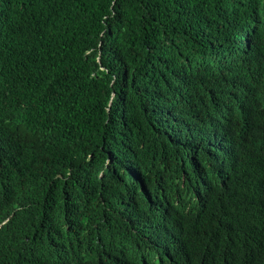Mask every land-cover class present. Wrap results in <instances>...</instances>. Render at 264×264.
Here are the masks:
<instances>
[{
	"label": "trees",
	"instance_id": "1",
	"mask_svg": "<svg viewBox=\"0 0 264 264\" xmlns=\"http://www.w3.org/2000/svg\"><path fill=\"white\" fill-rule=\"evenodd\" d=\"M24 198L13 264H155L163 218L164 264H264V0H0V221Z\"/></svg>",
	"mask_w": 264,
	"mask_h": 264
},
{
	"label": "clouds",
	"instance_id": "2",
	"mask_svg": "<svg viewBox=\"0 0 264 264\" xmlns=\"http://www.w3.org/2000/svg\"><path fill=\"white\" fill-rule=\"evenodd\" d=\"M246 29V27L244 28ZM232 109L229 110V114L232 113ZM239 134H245L247 132H239ZM35 187L40 191L38 181ZM45 208V206L43 205ZM39 210L35 203L29 201V198L22 199L21 202L15 206V209L10 212L2 221H0V264H13L14 258L20 256L25 251V248L29 244V223L38 222ZM170 222L163 219H154L147 222L145 238L149 240L150 247H155L156 253L154 256L155 264H164L167 253L164 251L163 240L168 235ZM124 264H131L130 259L122 257ZM117 264H120V259L116 260Z\"/></svg>",
	"mask_w": 264,
	"mask_h": 264
},
{
	"label": "bare ground",
	"instance_id": "3",
	"mask_svg": "<svg viewBox=\"0 0 264 264\" xmlns=\"http://www.w3.org/2000/svg\"><path fill=\"white\" fill-rule=\"evenodd\" d=\"M54 262V261H53ZM57 263V262H56Z\"/></svg>",
	"mask_w": 264,
	"mask_h": 264
}]
</instances>
